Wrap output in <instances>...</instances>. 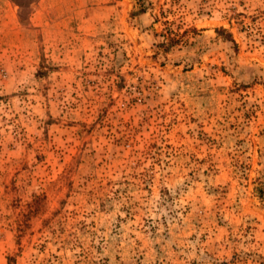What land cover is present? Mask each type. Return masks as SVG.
<instances>
[{
	"label": "rangeland",
	"instance_id": "374dc122",
	"mask_svg": "<svg viewBox=\"0 0 264 264\" xmlns=\"http://www.w3.org/2000/svg\"><path fill=\"white\" fill-rule=\"evenodd\" d=\"M0 264H264V0H0Z\"/></svg>",
	"mask_w": 264,
	"mask_h": 264
},
{
	"label": "trees",
	"instance_id": "16d2710c",
	"mask_svg": "<svg viewBox=\"0 0 264 264\" xmlns=\"http://www.w3.org/2000/svg\"><path fill=\"white\" fill-rule=\"evenodd\" d=\"M134 1L138 4H141L142 2H144V0H134ZM138 12H139V14H143V13H145V9H140ZM217 32H222V31L217 30ZM172 40L173 39H169L170 44H171V42H173ZM227 40L232 41L231 35H229V34L227 35Z\"/></svg>",
	"mask_w": 264,
	"mask_h": 264
}]
</instances>
